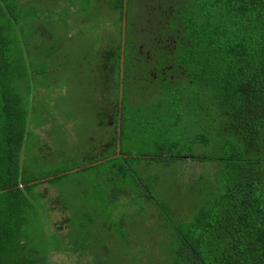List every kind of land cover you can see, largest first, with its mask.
Wrapping results in <instances>:
<instances>
[{"label": "trees", "instance_id": "obj_1", "mask_svg": "<svg viewBox=\"0 0 264 264\" xmlns=\"http://www.w3.org/2000/svg\"><path fill=\"white\" fill-rule=\"evenodd\" d=\"M85 1L90 2L80 0L82 5ZM29 4L0 0V264L40 260L23 230L30 222L33 190L46 181L27 177L21 168L32 113L24 96L30 95L27 79L33 69L28 37L30 31L37 37L39 33L27 20L44 16L36 4ZM105 5L117 14V37L101 40L84 79L92 77L101 94V101L94 100L96 118L107 140L94 149L99 148L100 158L75 170L111 161L112 170L103 175L110 186L120 185L121 195L127 175L141 187L140 175L127 160L208 162L216 166L211 171L212 200H194L190 220L179 218L164 202L147 201L156 212L149 219L152 232L168 244L156 262L264 264V0H105ZM27 6L34 8L22 11ZM197 98L207 100L214 118H225V140L218 145L212 127L191 138L214 146L212 155L182 156L173 152L178 144L174 126L180 124L173 109ZM139 100L141 105L160 104L149 127L156 129V119L159 131L165 128L152 140L156 154L134 155L124 147L131 128L125 115ZM201 176L185 181L192 185Z\"/></svg>", "mask_w": 264, "mask_h": 264}, {"label": "rangeland", "instance_id": "obj_2", "mask_svg": "<svg viewBox=\"0 0 264 264\" xmlns=\"http://www.w3.org/2000/svg\"><path fill=\"white\" fill-rule=\"evenodd\" d=\"M21 3L36 4L35 10L44 14L34 23L27 20L39 33L37 37L28 31L33 69L27 79L30 95L24 96L32 113L25 130L21 168L27 177L46 181L39 183L30 197L32 214L28 216L29 225L23 227L29 234L26 242L34 249V257L40 259L38 264H160L155 256L162 258L159 254L168 249V244L152 232L149 219L156 212L151 204L164 202L179 218L190 220L187 214L194 212V200L199 204L212 200L216 166L184 159H130L127 161L140 175L141 187L136 188L127 175L123 183L127 187L121 195L118 183L110 186L106 182L111 161L75 170L91 158H100L99 148L94 149L107 140L96 118L99 106L94 100L101 101V94L94 90L92 77L86 82L84 76L101 40L110 36L116 39L117 14L107 9L105 0L85 1V5L80 0ZM33 8L27 6L22 11ZM140 101L125 115L131 128L124 147L134 155L156 154L157 143L152 140L165 128L159 131L156 119V129L149 127L160 104L141 105ZM207 105V100L197 98L189 106L179 103L173 109L180 117V124L174 126L178 143L174 153L212 155L214 146L191 141L194 135L212 127L217 144L223 143L225 118H214L215 110ZM62 171L69 172L47 180ZM200 175L194 184L186 183Z\"/></svg>", "mask_w": 264, "mask_h": 264}, {"label": "water", "instance_id": "obj_3", "mask_svg": "<svg viewBox=\"0 0 264 264\" xmlns=\"http://www.w3.org/2000/svg\"><path fill=\"white\" fill-rule=\"evenodd\" d=\"M117 152H119V146H117Z\"/></svg>", "mask_w": 264, "mask_h": 264}]
</instances>
